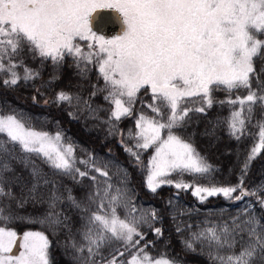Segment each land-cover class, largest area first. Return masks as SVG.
Wrapping results in <instances>:
<instances>
[{
	"label": "snow or ice",
	"instance_id": "snow-or-ice-1",
	"mask_svg": "<svg viewBox=\"0 0 264 264\" xmlns=\"http://www.w3.org/2000/svg\"><path fill=\"white\" fill-rule=\"evenodd\" d=\"M101 10L115 15L117 34L108 36L97 24ZM27 59L39 60V66L30 67ZM257 60L264 61V0H0L5 87L39 79L48 62L51 84L67 64L79 78L77 91L61 89L45 105L66 103L73 119L87 113L97 126L106 125L134 166L146 170L151 193L171 185L192 190L201 203L222 196L242 205L235 214L222 208L216 219L194 226L179 217L196 210L176 212L170 199L183 255L168 250L170 241L154 255L164 236L155 225L163 217L137 204L126 168L83 148L77 156L79 145L62 130H45L31 116L0 111V264H53L50 235H63L56 244L68 264H186L187 255L202 256L207 264H264V181L246 186L251 164L264 150V64L257 70ZM240 90L247 94L233 97ZM217 91L227 95L216 99ZM101 94L108 107L93 103ZM214 104L232 109L226 118L231 138L257 141L243 161L237 154L236 182L173 180V174L207 179L217 171L195 146V132L187 131L191 114L207 115ZM126 119L134 128L120 127ZM222 123L218 118L204 135H214ZM76 187L83 189L79 197ZM29 205L43 211L28 212ZM13 222L45 230L20 234L8 226ZM149 234L155 239L148 240Z\"/></svg>",
	"mask_w": 264,
	"mask_h": 264
},
{
	"label": "trees",
	"instance_id": "trees-1",
	"mask_svg": "<svg viewBox=\"0 0 264 264\" xmlns=\"http://www.w3.org/2000/svg\"><path fill=\"white\" fill-rule=\"evenodd\" d=\"M30 67L36 68L39 66V60L33 62L31 59L25 61ZM67 63H71L68 61ZM257 70L264 64V61H255ZM21 76H23V69H17ZM74 69L69 68L67 64L60 73V78L57 81L48 84L52 68L50 62L46 63L42 75L35 81L25 83L21 81L15 87H5L0 82V111L8 113L6 111L9 107L17 108L26 114L37 117H44L46 119L45 129L55 132L62 130L65 135L69 136L73 142L79 145L77 149V156H82L83 153L80 148L87 149L89 152L95 153L99 157L104 159L114 158L116 162L122 165L128 170L130 174V186L135 188L136 200L138 205H142L143 208L146 206L148 209L155 208L159 210L160 215L163 217L162 222L157 223L156 227H162L164 236L163 239L156 243V249L154 255L158 254L162 250V246L165 241H170L169 251L173 254L181 253L180 238L175 232V224L172 220V210L168 206V201L173 200V203L178 202L182 207L187 209H195L189 217L187 222L195 224L203 221L205 218L216 219L220 209L227 208L229 212L235 214L236 210L242 205L240 202L231 204L226 201L222 196L210 197L205 202H199L198 198L192 195L191 190H178L171 185H164L157 190L156 193H151L145 186V177L147 175L146 170H141L139 167L134 166L131 158L124 152L123 148L118 143L119 136H109L107 133L106 125L97 126V122L86 119L87 113H77L78 119H73L69 116V112L73 111L66 103L56 105L49 103L45 105L44 101H51L56 92L61 89L75 92L77 89L74 87L79 82V78L73 75ZM7 78V75L0 77L2 79ZM91 80L95 82L96 72L95 70L91 73ZM102 84L103 82L100 81ZM255 87V83L253 84ZM39 89V93L36 91ZM91 89H85V95ZM246 95V91L240 90L234 92L232 95ZM227 93L223 91L214 92L216 99H224ZM35 97V100L33 99ZM94 104H107L102 100L101 96H97L93 101ZM238 107V106H236ZM230 107L224 105H215L207 111V115L203 114H191L192 123L188 127L189 133L195 132L194 143L200 153L206 156L207 160L216 166L217 171L213 172L207 179L199 176V174H187L183 176H177L173 174L171 177L173 180L183 179L189 183H202L215 182L217 184L235 183L236 172L239 171V165L236 164L237 154L240 156V160L243 161L248 151L254 145L256 140L251 136H245L240 141H236L227 134V120L226 118L230 115ZM10 113V112H9ZM101 116L106 117V112H101ZM257 117H259V110L257 109ZM220 119L223 123L216 127L214 135H204L206 130L210 131L215 125L216 120ZM58 122V123H57ZM120 127L127 129L133 127V121L131 119L123 120L120 123ZM255 131V130H254ZM130 143V142H129ZM111 149V156L108 155V150ZM151 155V151L146 153L142 159L147 162L148 156ZM37 163H41L37 160ZM44 170L49 171L48 166L41 164ZM233 168L230 173L229 169ZM264 179V150L257 156L252 162L250 171L248 173V179L246 180V186L254 187L255 184L261 182ZM64 183L72 186L71 181L65 179ZM90 182L85 179L84 184L88 185ZM83 189L76 187L74 189L75 195L79 197L82 194ZM179 193L178 198L176 194ZM28 212L40 213L43 208L33 209L31 205L26 209ZM260 209L257 206V212ZM122 214V213H121ZM75 219V217H74ZM8 226L15 228L18 232L24 230H45L41 225L36 223H21L13 222ZM79 226V221H77ZM195 230V228L193 229ZM187 236V232L184 233ZM63 235L53 238L50 235V239L53 240L51 248V257L53 264H68V260L62 254V249L56 244V240H63ZM148 240H154L155 237L149 234ZM149 251H153L151 248ZM183 255V253H181ZM186 264H207V260L202 256L187 255Z\"/></svg>",
	"mask_w": 264,
	"mask_h": 264
},
{
	"label": "water",
	"instance_id": "water-1",
	"mask_svg": "<svg viewBox=\"0 0 264 264\" xmlns=\"http://www.w3.org/2000/svg\"><path fill=\"white\" fill-rule=\"evenodd\" d=\"M97 24L103 27L104 34L108 36L115 35L120 31V24L116 21L111 10H101V17ZM14 252L18 254V248L14 249Z\"/></svg>",
	"mask_w": 264,
	"mask_h": 264
},
{
	"label": "rangeland",
	"instance_id": "rangeland-1",
	"mask_svg": "<svg viewBox=\"0 0 264 264\" xmlns=\"http://www.w3.org/2000/svg\"><path fill=\"white\" fill-rule=\"evenodd\" d=\"M6 111L9 113H16L17 115H20L21 113L25 116V117H28V116H31L29 114H26L24 113L23 111L17 109V108H14V107H9L6 109ZM33 117V123L37 126V127H43L45 129V126H46V119L44 117H37V116H31ZM47 130V129H45ZM50 131V130H49ZM66 137H69L66 135ZM70 138V137H69ZM17 171H19V167H17ZM27 173H25L26 175ZM179 176V175H177ZM264 181V179L262 180ZM203 184H207L206 182H203ZM192 191V190H191ZM174 208H175V211L176 212H179V211H183V210H186L187 208L185 207H182L180 203L178 202H175L174 203ZM145 209H148V207L146 206ZM180 220L182 221H187L189 219V217H187L186 215H183V216H180L179 217ZM20 233V232H18ZM22 234V232L20 233Z\"/></svg>",
	"mask_w": 264,
	"mask_h": 264
}]
</instances>
